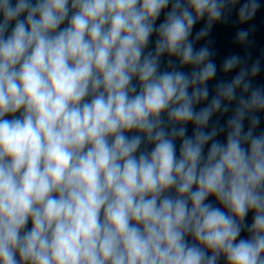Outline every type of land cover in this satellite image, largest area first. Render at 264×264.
<instances>
[{"label":"clouds","instance_id":"obj_1","mask_svg":"<svg viewBox=\"0 0 264 264\" xmlns=\"http://www.w3.org/2000/svg\"><path fill=\"white\" fill-rule=\"evenodd\" d=\"M225 6L0 0V264H264L259 62L195 107L217 72L195 41ZM258 7L247 0L240 20Z\"/></svg>","mask_w":264,"mask_h":264}]
</instances>
